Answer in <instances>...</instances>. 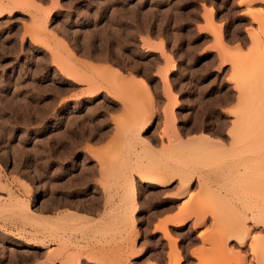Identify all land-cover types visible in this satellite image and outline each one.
Instances as JSON below:
<instances>
[{
  "label": "rangeland",
  "instance_id": "obj_1",
  "mask_svg": "<svg viewBox=\"0 0 264 264\" xmlns=\"http://www.w3.org/2000/svg\"><path fill=\"white\" fill-rule=\"evenodd\" d=\"M0 11V264H264V0Z\"/></svg>",
  "mask_w": 264,
  "mask_h": 264
},
{
  "label": "bare ground",
  "instance_id": "obj_2",
  "mask_svg": "<svg viewBox=\"0 0 264 264\" xmlns=\"http://www.w3.org/2000/svg\"><path fill=\"white\" fill-rule=\"evenodd\" d=\"M0 16L2 15V13L4 11H0ZM112 69V68H111ZM110 69V70H111ZM108 70V69H107ZM112 72H114V74H118L119 76L121 75V72L119 69L117 68H113L112 69ZM108 75L110 76V74L108 73ZM108 79V77H107ZM110 79V78H109ZM139 79V78H138ZM140 80V79H139ZM132 81H134V77H132ZM142 82V81H141ZM146 90V93L151 97L150 95V92L147 90V88H145ZM149 100V99H148ZM68 111V110H66ZM153 108H148L146 110H142L141 112V115H145L146 116V120H141V124H140V129H144L146 127V125L148 126V123L150 121V119L152 118L153 116ZM59 114V113H58ZM67 114V113H66ZM61 116V115H60ZM59 116V118H60ZM63 118V117H62ZM143 118V117H142ZM46 127V126H45ZM45 129V128H44ZM141 131V130H140ZM140 136V140L142 142H145V138L139 134ZM203 142H207V144H210L211 142V139H204ZM97 159H99L98 157H96ZM80 161V160H79ZM82 162V161H81ZM85 162V161H83ZM153 162V161H152ZM80 163V162H79ZM147 163H150V162H147ZM73 164V163H72ZM137 174L139 175L141 181L143 182H148V183H154V184H168L173 178L170 177L169 179L165 180V170L160 168L159 165L157 166L154 165L153 163H150V164H146L145 166H143L142 168H139L137 171ZM165 177V178H164ZM192 180V176H190L187 181H186V184H188L189 182H191ZM128 192L130 193H133L132 190L129 188ZM129 197V196H128ZM137 209V206H134V209L133 210H136Z\"/></svg>",
  "mask_w": 264,
  "mask_h": 264
},
{
  "label": "crops",
  "instance_id": "obj_3",
  "mask_svg": "<svg viewBox=\"0 0 264 264\" xmlns=\"http://www.w3.org/2000/svg\"><path fill=\"white\" fill-rule=\"evenodd\" d=\"M171 72L172 71H168V73L169 74H171ZM151 74H155L156 75V71H153ZM157 77H158V81H159V91H162V88L164 87V83L162 82V79H161V77H159L158 75H156ZM153 89H154V87H153ZM154 91V90H153ZM153 93H155V91L153 92ZM155 96H156V93H155ZM157 97V96H156ZM159 97H161V99H165V97H164V95H162V93H161V95L159 96ZM148 127V126H147ZM146 127V128H147ZM144 130V129H143Z\"/></svg>",
  "mask_w": 264,
  "mask_h": 264
}]
</instances>
